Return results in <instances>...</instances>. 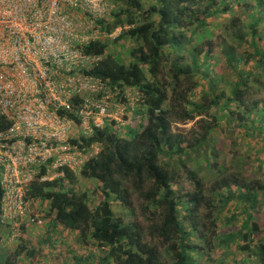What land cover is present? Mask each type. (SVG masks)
I'll return each instance as SVG.
<instances>
[{"label":"trees","instance_id":"obj_1","mask_svg":"<svg viewBox=\"0 0 264 264\" xmlns=\"http://www.w3.org/2000/svg\"><path fill=\"white\" fill-rule=\"evenodd\" d=\"M252 1L231 45L209 23L235 11L227 0H111L115 10L99 24L106 34L122 31L84 47L86 55L100 58L87 74L108 83L118 103H127V91L139 93L135 107L128 102L133 123L108 124L91 138L74 139L100 152L79 174L62 169L65 177L52 181L40 175L25 198L32 215L48 206L45 225L107 248L93 264H210L217 250L231 248L248 255L231 264H264V181L244 175V158L234 173L218 161V140L229 133L256 139L257 167L264 166V99L255 97L264 89V0ZM122 41L137 45L128 63L110 49ZM192 122L189 130L178 128ZM79 178L96 187L77 192ZM186 182L189 190L182 193ZM98 195L102 200L93 206ZM3 196L0 181V225L10 239ZM113 202L128 213H117ZM38 253L19 243L0 252V264H20L26 256L35 261Z\"/></svg>","mask_w":264,"mask_h":264},{"label":"built area","instance_id":"obj_2","mask_svg":"<svg viewBox=\"0 0 264 264\" xmlns=\"http://www.w3.org/2000/svg\"><path fill=\"white\" fill-rule=\"evenodd\" d=\"M112 9L111 0H0V181L13 239L26 221L44 225L25 199L31 183L79 174L100 152L74 139L127 123L133 96L116 103L110 85L87 74L100 58L83 51L121 33L99 24Z\"/></svg>","mask_w":264,"mask_h":264},{"label":"rangeland","instance_id":"obj_3","mask_svg":"<svg viewBox=\"0 0 264 264\" xmlns=\"http://www.w3.org/2000/svg\"><path fill=\"white\" fill-rule=\"evenodd\" d=\"M146 4H150L153 0H144ZM230 6H236L235 11L229 14H221L209 20V23L212 27V33L215 36H221L227 39L231 45L234 43L233 35L237 33L239 30V26L243 23L248 21V13L251 12V5L254 3L252 0H227ZM115 6H113L115 10ZM146 7H148L146 5ZM237 19V21H236ZM264 26V25H263ZM241 32H244L242 30ZM264 36V30H263ZM118 37V36H116ZM228 43V44H229ZM264 45V40L261 42ZM243 47L238 48L240 53H244L246 50V46L242 45ZM137 45L133 41H122L120 43H112L111 51L118 56H121L125 63H128L131 59L130 57V50L135 49ZM255 97H259L260 99H264V89ZM119 101V97H115V102ZM134 95L132 97L131 103L133 107L136 106L134 103ZM133 118L132 113L127 111L126 119V127L130 126L133 122L131 119ZM124 120V119H123ZM126 121V120H125ZM195 122L187 123L186 125H178V128L189 130L193 128ZM124 128V127H122ZM228 137V138H227ZM223 138V141H222ZM218 140V147L221 151V155L219 156V163L222 165L223 168L226 169L227 173L229 172H237L240 167L239 161L240 158H244L245 164L247 166V171L245 170L243 173L245 176L253 177L254 180H261L264 181V166L261 170L257 167L256 161L258 158H261L259 155L260 148L257 145L256 139L248 138V136H231V134H227ZM100 150V148H99ZM249 156V161L246 158ZM251 159V161H250ZM214 174L212 178H214ZM96 183L79 178L78 184L75 187L77 192H91L94 190ZM213 186V185H212ZM183 190L182 193H185L189 190V183L182 184ZM97 199H93V206H95L98 201L102 200V196L98 195ZM138 202V201H137ZM114 203V202H113ZM117 213L124 212V209L121 207L120 204L117 202L113 204ZM38 208V216H41L43 219L45 217V213L48 209V206H40ZM261 216L260 218L263 219L264 212V199L260 205ZM128 212H124L126 214ZM230 213L227 210L224 212L222 220L224 221L227 215ZM233 215V212L231 216ZM45 221V220H44ZM49 222L41 227L36 226L35 224H31L30 222L25 223L17 233V237L9 239V229L5 226L0 225V236L4 238V240L0 243V252L4 255L5 252L9 250H15L17 245L24 244L27 247H38L39 253L37 258L33 260L25 259L20 261V264H93L96 263L97 259L100 260L106 255L105 250L107 248H99L94 245L93 242H86L83 243L82 240L79 241V234L75 232L68 231L63 227H50ZM236 226L230 227H221V231L225 233H230L235 231ZM227 255L228 258H223L224 255ZM6 255V254H5ZM248 256L246 253L239 252L236 248H231L230 250L219 249L215 254V261L211 262L210 264H220L223 262L224 264H231L233 260L243 259ZM84 259L88 261L85 263ZM221 262H220V261ZM240 261V260H239Z\"/></svg>","mask_w":264,"mask_h":264}]
</instances>
